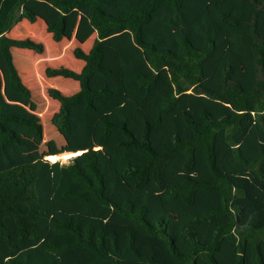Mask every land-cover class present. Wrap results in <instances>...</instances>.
<instances>
[{"label": "trees", "instance_id": "obj_1", "mask_svg": "<svg viewBox=\"0 0 264 264\" xmlns=\"http://www.w3.org/2000/svg\"><path fill=\"white\" fill-rule=\"evenodd\" d=\"M29 0H0V56L8 74V90L22 100H29L31 92L23 83L14 64L12 49L29 50L42 55V42L12 39L7 31L25 19L36 22L35 14L26 7ZM58 13L54 23L45 30L55 43L64 35L66 17L85 7L89 26L95 32L90 49L85 52L76 47L73 57L82 62L74 72L67 68L46 67V78H63L78 83L74 94L51 91L59 104L52 124L61 136L70 131L69 111L81 106L92 113L96 103L108 100L111 92L93 90L89 86L92 76L109 78L111 71L102 66V43L113 32L126 31L133 45L146 59L150 74L136 73L133 81L138 90L150 92L156 85L158 74L167 68L166 81L171 91L163 95L154 109V125L170 114L179 98L190 92L217 104L228 103L232 113L212 118L207 111L199 115V122L190 113H183L181 122L191 135L180 139L169 136V148L156 152L149 139L150 124L144 121L139 138L120 120L105 122L98 138L106 140L112 133L121 136L116 142L119 150H129L144 157L140 165H126L123 179L132 181L135 191L142 190L151 179L163 200H180L192 206L198 192L219 196V204L188 218V226L181 227L179 237L188 242L187 250L179 251L175 239L168 234L166 224L146 219L143 206L133 208L132 203H114L103 195V175L96 168L94 153L80 152L66 163L38 159L12 165L0 171V264H220L216 254L222 241L234 244V264H245V248H250L251 264H264V0H238L242 6H251L248 19H237L220 14L219 24L229 29H242L251 39L250 56L256 77L250 90L244 92L232 79V68L226 66L218 77L219 90L201 86L203 65L214 53L213 39L195 47L186 31L179 33L176 50L160 47L156 40H146L143 27L152 15L165 7L173 15L162 20L164 25L176 24L183 0H147L137 8L124 7L122 13H111L109 7L117 0H47ZM162 10V9H161ZM181 20V19H180ZM13 127H21L33 135L42 134V125L36 120L11 114L0 115V147L19 145L20 138ZM223 133L226 149L242 172H221L216 165L215 137ZM188 136V134L186 135ZM98 149V148H97ZM200 151L210 181H200L187 175L195 167L194 152ZM76 153V152H74ZM85 155L82 166L76 162ZM182 157L184 173L174 184L166 187L165 169L175 156ZM119 196L113 197L118 200ZM226 219L211 231L210 240L201 244L194 227Z\"/></svg>", "mask_w": 264, "mask_h": 264}, {"label": "rangeland", "instance_id": "obj_2", "mask_svg": "<svg viewBox=\"0 0 264 264\" xmlns=\"http://www.w3.org/2000/svg\"><path fill=\"white\" fill-rule=\"evenodd\" d=\"M258 1V0H257ZM147 0H117L108 11L114 14L122 13L124 7L137 8ZM26 7L36 16V22L30 24L25 19H18L6 33L12 39H30L42 42L45 52L42 55L29 50L12 49L14 64L18 69L23 83L31 92L29 100H22L8 90V74L0 56V115L11 114L36 120L42 125V134L33 135L21 127H13L20 138L19 145L0 147V169L10 166L13 160L19 161L12 165L46 159L51 156L61 157L74 152L94 153L97 156L96 168L103 175L106 199L114 203L129 201L133 208L143 206L146 209V219L154 224L161 220L166 224L168 234L172 235L179 251L187 250L188 242L180 239L181 227L188 226V218L200 214L209 207L219 204V196L213 193L198 192L192 206H184L180 200L166 203L162 191H158L151 179L140 191L133 189L132 181L123 179L121 172L124 167L142 164L144 157L129 151L116 148V142L121 136L112 133L106 140H100L98 133L105 122L120 120L139 138L144 121L150 124L149 139L156 152L169 148V136L175 134L180 139L191 135L181 122L183 113H190L199 122V115L207 111L212 118L222 113H232L233 108L228 103L217 104L203 96H193L190 92L183 94L170 114L162 119L161 125H154V109L160 98L171 91L166 81L167 68L159 72L155 87L150 92L138 90L133 81L136 73L150 74L143 53L136 48L130 34L126 31L113 32L102 43V66L111 71L109 78L92 76L89 86L93 90L106 89L111 92L108 100L96 103L92 113H85L77 105L69 111L68 123L70 131L67 136H61L52 124L58 111V102L51 97L53 89L65 95L77 92L78 83L59 77L46 78V67L67 68L74 72L81 69L82 62L76 60L72 50L76 47L87 52L95 38V32L88 24L85 7L73 11L66 17V27L59 43L52 41L45 28L54 23L57 12L47 0H29ZM162 9V10H161ZM251 6H242L238 0H183L182 8L177 13L180 19L176 24L164 25L162 20L171 19L173 13L165 7H160L153 15L150 23L143 27L146 40L158 41L160 47L176 50L180 31L187 33L189 41L195 47H201L206 39H213L214 53L203 65L201 86L219 90L218 77L224 67L232 68V79L238 82L243 91L253 86L256 73L250 56L251 39L246 30L229 29L217 22L218 12L237 19H248ZM188 134V136H186ZM223 133L215 137L216 165L220 170L226 167L227 173L234 174L245 169L236 165L232 153L225 150ZM98 148V149H97ZM85 155L78 157L76 162L82 166ZM72 157V155L70 156ZM70 157L68 159H70ZM195 178L200 181H210L203 156L200 151L195 155ZM68 159L57 161L66 163ZM180 155L170 162L165 169L166 184L177 181L181 173ZM0 170V171H1ZM118 195V200L113 197ZM211 225H199L194 228L201 244H206L211 237ZM245 264H251L250 248H245ZM220 264H234V244L224 240L216 254ZM197 264H206L201 260Z\"/></svg>", "mask_w": 264, "mask_h": 264}, {"label": "crops", "instance_id": "obj_3", "mask_svg": "<svg viewBox=\"0 0 264 264\" xmlns=\"http://www.w3.org/2000/svg\"><path fill=\"white\" fill-rule=\"evenodd\" d=\"M225 147H227V146H225ZM225 150H226V152H228L227 151V149L225 148ZM198 151L196 150L195 152H194V155L197 153ZM231 151H230V149H229V152L228 153H230ZM182 158V157H181ZM220 171L221 172H226L227 171V169H226V167H223V169L221 170L220 169ZM184 173L181 171V173H180V177L183 175ZM187 175H189V176H191L192 178H194V179H196L195 178V169H193V171L191 172V173H188ZM197 180V179H196ZM175 182H177V181H174V182H172V183H170V184H166V187L165 188H167V187H169V186H171L172 184H174ZM162 193H163V191H162ZM226 219H224V218H222V219H218L217 221H215V222H213V223H211V224H209V225H211L210 227H211V231L213 230V228L217 225V224H219V223H221V222H223V221H225ZM195 228V227H194Z\"/></svg>", "mask_w": 264, "mask_h": 264}, {"label": "bare ground", "instance_id": "obj_4", "mask_svg": "<svg viewBox=\"0 0 264 264\" xmlns=\"http://www.w3.org/2000/svg\"><path fill=\"white\" fill-rule=\"evenodd\" d=\"M78 154H80V152L78 153V152H76V153H70V154H65V155H62L61 157H57V156H51V157H49L48 159L49 160H51V161H57V160H59V159H68L71 155L72 156H77Z\"/></svg>", "mask_w": 264, "mask_h": 264}, {"label": "water", "instance_id": "obj_5", "mask_svg": "<svg viewBox=\"0 0 264 264\" xmlns=\"http://www.w3.org/2000/svg\"><path fill=\"white\" fill-rule=\"evenodd\" d=\"M72 157H76V156H72ZM71 158V157H70Z\"/></svg>", "mask_w": 264, "mask_h": 264}]
</instances>
